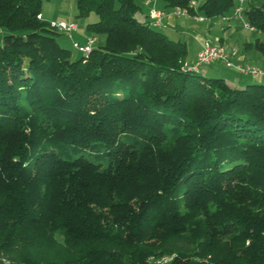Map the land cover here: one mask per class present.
Here are the masks:
<instances>
[{
    "label": "trees",
    "instance_id": "1",
    "mask_svg": "<svg viewBox=\"0 0 264 264\" xmlns=\"http://www.w3.org/2000/svg\"><path fill=\"white\" fill-rule=\"evenodd\" d=\"M44 1L0 0V263L264 264V215L230 190L264 196V79L232 87L184 71L187 42L154 27L137 0H75L78 19L97 16L87 31L105 38L74 57ZM236 4L199 9L212 19ZM243 16L264 31V0ZM255 47L264 53V41ZM200 214L222 232L193 237ZM57 229L83 241L76 254L35 250L37 231Z\"/></svg>",
    "mask_w": 264,
    "mask_h": 264
},
{
    "label": "rangeland",
    "instance_id": "2",
    "mask_svg": "<svg viewBox=\"0 0 264 264\" xmlns=\"http://www.w3.org/2000/svg\"><path fill=\"white\" fill-rule=\"evenodd\" d=\"M142 1L143 0H137V3L142 6L143 13H147L149 7L146 4H143ZM201 2L202 0L198 2V6H197V9L200 12V14H202V12L199 9ZM165 10L167 12H171L172 7H169ZM42 11H43L44 16L50 21L52 20L71 21L73 19V21H75L79 25V28L82 30L86 28L89 22L97 20V16L94 13L91 14V16L87 19H78L76 17L77 7H76L75 0H45L43 2ZM194 15H195L194 11L192 10V17H184V18L194 19L193 18ZM138 17L140 19H143L142 13H139ZM237 20L238 21H236L235 23L237 33L233 37L231 45L234 48H239V49L241 48V51H244V46L247 43L252 42L254 44L253 45L254 51H256L257 50L255 47L256 39L264 41V32L262 31L259 32L254 29H250L245 26L243 21L239 20L238 18ZM204 21L205 23H203ZM204 21H198V20L190 21L189 26H188V29L190 30H187L188 34L181 35V37H183L182 40H185V41L187 40V44H188L189 56L186 60L188 61L187 63L194 62V61L190 62V59H189L190 56H193L195 55V53H197V49H196L197 46L195 45L196 43H195L194 34L196 33V31H201L200 29L203 25H207L209 23V20L207 19H205ZM180 22L181 20H179V23ZM5 32L6 30L0 29V38ZM80 34H81V30L78 32H75L73 35V38H69L68 36L64 34H59L57 36V39L60 42V44L63 47L70 49L73 52L74 57L81 56V53L73 46L74 41L76 42L81 41ZM209 36L212 37V35H209ZM104 38H105L104 36L100 35L99 41L97 42V44L104 42ZM217 45H221V44L217 43ZM217 65L218 64L212 63L210 65L202 66L201 67L202 73L204 75H207V72L205 71V69L215 66V68L217 69L220 68L221 73L219 76H222L229 85H231L232 87H240V84H237V83L238 81L246 77L245 74H240L234 69H229L224 66L218 67ZM208 75L211 76V74H208ZM260 80H263V79H260ZM250 82H252V80H250ZM230 190H231L232 197H234L236 201L240 200V202H238V205L240 208H243V210L254 213V214L264 215V196H260V198L257 197V199H254L255 200L254 201V200H251L244 191L240 192L239 190H237L236 187ZM0 206H1V201H0ZM208 218L209 216L202 215V214L198 215L195 218L194 222L189 228L190 229L189 232L190 234H192L193 237H196L199 240L202 236L208 234V239H210V235L212 234V231L216 233L222 232V230L220 229L221 226L217 224H213ZM233 230L234 229L231 228L229 229V232H232ZM34 242H35L34 247L36 251L42 253V256H46L48 253H50L51 256H54L52 258H55V257H65L66 258L67 256L74 255L79 251L83 243V241L67 240L65 234L60 229H57L50 234L40 233L37 231L34 235ZM153 242L155 241L152 240L150 244H153ZM0 264H5V263H0Z\"/></svg>",
    "mask_w": 264,
    "mask_h": 264
},
{
    "label": "built area",
    "instance_id": "3",
    "mask_svg": "<svg viewBox=\"0 0 264 264\" xmlns=\"http://www.w3.org/2000/svg\"><path fill=\"white\" fill-rule=\"evenodd\" d=\"M248 0H237V4L234 7V13L232 16H225L226 19L231 17H236L244 22L245 26L251 28L250 25L245 21L243 12L244 5ZM198 2L196 0H191L188 7L184 6H174L171 12H167L165 9L152 8L149 12V18L151 23L156 28L165 29L168 26L166 22L167 18L172 15L176 17H192V10L194 11L193 18L198 21H204L206 18L204 15L200 14L197 9ZM192 8V10L190 9ZM38 18H42L38 15ZM50 26L55 28L57 31L63 33L64 35L73 38L75 32L79 30V25L75 21H65V20H52L50 21ZM97 42V38L94 36H89L86 43L73 42V46L78 49L83 55L88 56ZM214 62H223L226 67L234 69L240 74L252 75L259 79H264V68H260L254 65H242L234 63L230 54L221 45H217L211 41H205L202 44L201 50L198 52L196 59L193 63L185 62L183 65V70L198 71L204 65H210ZM175 258V254H166L162 256H151L148 259L149 264H168L172 262ZM5 264H10L5 262Z\"/></svg>",
    "mask_w": 264,
    "mask_h": 264
},
{
    "label": "crops",
    "instance_id": "4",
    "mask_svg": "<svg viewBox=\"0 0 264 264\" xmlns=\"http://www.w3.org/2000/svg\"><path fill=\"white\" fill-rule=\"evenodd\" d=\"M142 3L146 4L149 7L147 13H145L147 15L149 14V12L152 8H157V9L169 8L166 6L165 1H163V0H143ZM233 13H234V10H232V11L228 12L226 15H223L220 17H217L214 19H207V20H209V23L207 25H203L200 29L201 31H196L194 36H195V43H196L195 45L197 46L196 47L197 53H195V55H193V56H190V58H189L190 62H193L196 59L198 52L202 48V44L205 41H211L215 44H217V43L221 44L225 48V50L230 54V58L234 63H238V64H242V65L249 64V65H254V66H257L260 68H264V53L257 51V50L254 51V46H253L254 44L252 42L247 43L244 46V51H241V48L240 49L234 48L231 45L232 39L235 36V34L237 33L235 23L238 20L236 17H231L229 19H226L225 16H232ZM43 17H44V19L48 20L44 16V14H43ZM178 19L181 20L180 23H179ZM192 20L196 21L192 18L169 16L166 20V22L168 23V26L164 30L172 38L182 40L183 37H181V35L188 34L187 30H190V29H188L189 22ZM71 21H73V19ZM203 23H205V21ZM250 29H253V28H250ZM80 30H81V34H80L81 41H80V43H86L88 37L91 36V33H89L86 28L83 30L79 28L78 31H80ZM262 32H264V31H262ZM209 35H212V37ZM256 40H258V39H256ZM186 42H187V40H186ZM186 62H188V61H186ZM214 63L218 64L217 65L218 67H220V66L226 67L223 62H214ZM226 68H228V67H226ZM229 69H231V68H229ZM205 71L207 72V75L211 74V77H222V76H219L221 73L220 68L217 69V68H215V66L207 68V69H205ZM245 75H246V77L244 79L238 81V83H237V84H240V87H244L249 83H255V82L261 81L259 78H256L252 75H248V74H245ZM250 80H252V82H250Z\"/></svg>",
    "mask_w": 264,
    "mask_h": 264
}]
</instances>
